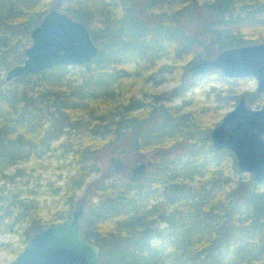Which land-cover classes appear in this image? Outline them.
Here are the masks:
<instances>
[{
	"label": "trees",
	"instance_id": "trees-1",
	"mask_svg": "<svg viewBox=\"0 0 264 264\" xmlns=\"http://www.w3.org/2000/svg\"><path fill=\"white\" fill-rule=\"evenodd\" d=\"M69 1L71 9L78 2L89 7L94 1L95 8L113 18L97 16L101 21L95 25L119 28L111 53L99 49L83 66L61 65L6 81L4 71L23 59L21 54L15 61L7 59L15 35H29L60 2L0 0V234L29 238L67 219L82 203L83 236L97 243L101 252L110 249L98 264L258 262L264 256V188L251 180L229 187L231 176L237 174L233 155L201 140L200 109H187L192 100L185 93L192 86L181 79L197 58L188 54L194 45L202 48L204 57H213L230 46L263 42L264 32L257 28L228 36L211 28L241 16L264 27V0H173L181 3L177 10L167 9L170 16L161 12L154 18L151 15L167 0ZM185 3L195 13L190 33L178 24ZM135 6L150 14L149 21L132 14ZM91 20L78 21L90 32ZM124 43L126 49L120 47ZM165 74L175 82L168 97L144 87L142 97H137L138 83L150 82L155 88ZM197 80L210 85L204 95L211 98L217 114L233 107L239 96L236 85L246 79L211 71ZM129 91L133 92L125 96ZM174 96L179 104H164ZM113 99H118L117 106L102 108ZM258 102H264L263 95L248 92V105ZM132 150H152L155 155L142 180L115 178L109 168L101 173L104 154L120 155L131 163ZM45 154L52 161H39ZM31 157L34 163L28 166ZM47 170L66 171L62 183L56 184L61 173L56 180L45 178L42 187L41 173ZM92 174L101 177L87 181ZM40 187L53 197V205L39 204ZM44 211L50 218H42Z\"/></svg>",
	"mask_w": 264,
	"mask_h": 264
},
{
	"label": "water",
	"instance_id": "water-1",
	"mask_svg": "<svg viewBox=\"0 0 264 264\" xmlns=\"http://www.w3.org/2000/svg\"><path fill=\"white\" fill-rule=\"evenodd\" d=\"M29 38L23 61L5 72L6 81L61 65L83 66L99 52L82 22L54 8L32 27ZM187 70L192 77L211 71H219L229 79L251 77L256 82L254 91L264 94V41L230 46L213 57H200ZM206 139L214 150L230 152L239 172L250 175L258 185L264 183V102L253 108L246 96L240 95ZM108 165L112 174H119L126 167L125 161L116 156L108 159ZM148 168L146 161H139L126 178L136 183L147 175ZM84 213V205L77 204L67 219L31 235L7 264H98L100 246L82 234L80 222Z\"/></svg>",
	"mask_w": 264,
	"mask_h": 264
},
{
	"label": "rangeland",
	"instance_id": "rangeland-1",
	"mask_svg": "<svg viewBox=\"0 0 264 264\" xmlns=\"http://www.w3.org/2000/svg\"><path fill=\"white\" fill-rule=\"evenodd\" d=\"M59 2L60 3L58 5V8H55V9L68 14L74 20L78 21L79 18H83L86 20L92 19L91 22H92V25H94V27H92L90 29V32H89L91 39L96 44L98 49H102V50H104L105 53L110 54L112 49H113V40H114L115 36L118 35L117 32H118L119 28L116 27V29H115L114 27H108V28L106 27V28L100 29L99 26L95 27V25H97V24L99 25L100 21H101V20H99V18H97V16L107 17L108 16L107 13L102 9L95 8L94 1L91 3V6L89 5V7H85L82 5L81 2H78L76 4V6L72 9L69 8V5H70L69 0H61ZM179 6H181V3L179 1L167 0L164 3V7L159 10V13L158 14H152L151 16H153L152 18L158 17V16H160L159 14H161V12L164 13V17L170 16L171 14L169 11H167V9L177 10L176 8H178ZM133 11L134 12L132 14L134 16H136L138 19H140L141 21H145V20L149 21L146 18L148 17L147 15H150V14H147V15L144 14L141 7L135 6L133 8ZM178 13H179V15H177L179 17L178 18L179 19L178 24L180 26H182L183 28H185L186 32L190 33V31L192 30V26L195 24V20H193L195 18V13H193L194 15L191 14V7L188 3H185V9L183 11H179ZM112 19L113 18L108 16V21H112ZM94 20H97V21L94 22ZM119 25H120V30L122 31V29L126 25V22L123 21V23H119ZM255 28L260 29V31L264 32V27L260 26L258 21L250 20L246 17L241 16L240 19H234V18L233 19H227L225 22H223L221 24L214 25L211 28V32L213 30V31L219 33V36H228V35H232V34L238 33V32L239 33H245V35H246ZM87 29H88V27H87ZM209 35H213V34L210 33ZM15 37H16V43L11 44L9 52L7 53V59L8 60L12 59L15 61L19 57L20 54L22 55V57L24 59L23 49H24V47H26L30 44L29 35L26 36V34L24 35L23 33H18L15 35ZM26 37L28 38L27 41H26ZM246 44H250V43H246ZM120 47H123L124 49L127 48L125 43L121 44ZM188 54H189V56H191V55L196 56L197 57L196 59H198L200 57H204L202 48L197 46V45L192 46L188 50ZM22 60L18 63H21ZM162 61H163V59H160L158 63H160ZM9 68H7L4 71V75H5V72ZM175 73H176V71L173 72V75H175ZM167 78H170V77H168V74H165L164 79L155 88L151 87L150 82L146 83V84L138 83L136 86V90H135L137 97H139V98L142 97V91H141L142 87H144L147 91L152 92V93H156V92L161 93L163 98L168 97V95H170V93H171L172 88L175 85V82L171 81L172 80L171 78L170 79H167ZM75 79H76V77H75ZM197 79H198V77H192L187 70L182 75L181 81H182V84L185 86H189V85L192 86V89L186 91V93H185L187 96L186 98L190 97V99L192 100L191 101L192 106L187 107V109H189V108L192 110H194V108L198 109V110L200 109V113L197 115H198L199 120L201 121V128H202L201 129V133H202V135H201L202 139L201 140H206V137H207L209 131L211 130V128L213 126H215L221 120L222 115L225 112H227L228 109H221L217 114H215L214 109H213L214 104L212 103L211 98H207V96L204 95V93L209 90L210 85L203 86L202 84H200L198 82ZM242 79H246V80L244 82L237 83L238 85H236V90H238L237 93L239 95H240V92H245L242 95H245L246 99H247L248 92H255L254 90L256 87V82L251 77L242 78ZM129 82H130V80H129ZM214 86L215 87H221L220 84H214ZM132 92L133 91H129L128 93L125 94V96H130ZM192 95H194V96H192ZM262 95L264 98V94H262ZM180 102H181V100L178 96H174L172 102L164 100V104L167 106L177 105ZM118 103H119L118 99H113V100H111V102L109 104L104 105L102 108L109 109L110 107L117 106ZM259 106H261V103L258 102V103H255L252 107L258 108ZM111 156L120 157L125 161L123 156L104 154L102 157V162H101V170H102L101 173H104L107 168H109L111 171L112 167L110 165H108V159ZM131 156H132L131 163H127L125 161L126 173H124L122 171L119 174H113L115 176V178H125L126 179L127 174L131 171L132 166H134L135 164H137L140 161L141 156L144 159L143 161H146L148 163V162H152L154 160L155 155H154L152 150L142 152L141 154L138 153L137 151L132 150ZM41 160H44V163H45V161L46 162L52 161L51 159L48 158V154L42 155V157H40L39 161H41ZM33 163H34V157H31V159L29 160L27 165L30 166ZM24 165H25L24 163H19L17 166L21 167ZM148 166H149V164H148ZM13 170H14V167L7 170L6 173L12 172ZM149 171H150V168H148V172ZM39 172H40V170H38L34 174L37 175ZM61 173H60V171H56L55 173H52L51 170L43 171L41 173L42 176H41V180L39 181V183L43 187V184L45 183V180H44L45 178L50 177L52 180H56V177L61 174L60 179L56 181V184H61L63 178L66 175V171H63ZM95 177H101V176L99 174H92L87 179V181H90ZM26 179H27V177L23 178V180H26ZM247 180L253 181L251 179L250 175H248L247 173H241L237 170V174L231 176V181L229 183V187H236V185L238 184L239 181L242 182V181H247ZM1 183L2 182L0 181V185H1ZM28 183L30 186L32 185V183H33L32 178H30L28 180ZM42 187H40L39 188L40 191H38V192H41V193H39L38 198H37V200L39 201V204L40 205L52 204L53 202H51V200H53V197H50L46 191H43ZM229 187H227V188H229ZM262 188H264V183L262 184ZM34 190H36V189H34ZM57 207L60 208V206H57ZM51 212H53V210H51ZM41 216L44 219L50 218L49 213H47L46 211H44ZM30 237H31V233L29 234V238ZM29 238H24L23 240H20L14 234H0V264H7L9 261H11L13 258H15L16 255L20 252V250L26 244V243L24 244V241L26 240V242H27L29 240ZM109 250L110 249L108 248V249H105L103 252H100V256H99L100 263H102V261H104L107 253H109ZM120 259L121 258H118L117 261H120ZM257 263L264 264V256L260 257L258 262L257 261L253 262V264H257Z\"/></svg>",
	"mask_w": 264,
	"mask_h": 264
},
{
	"label": "flooded vegetation",
	"instance_id": "flooded-vegetation-1",
	"mask_svg": "<svg viewBox=\"0 0 264 264\" xmlns=\"http://www.w3.org/2000/svg\"><path fill=\"white\" fill-rule=\"evenodd\" d=\"M239 96H240V95H239ZM239 96H238V97H239ZM236 99H237V98H236Z\"/></svg>",
	"mask_w": 264,
	"mask_h": 264
}]
</instances>
